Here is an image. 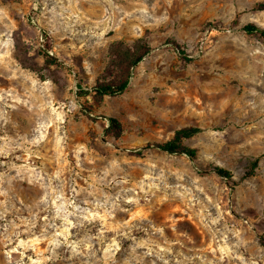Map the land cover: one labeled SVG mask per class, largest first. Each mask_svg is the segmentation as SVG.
<instances>
[{
    "label": "rangeland",
    "instance_id": "rangeland-1",
    "mask_svg": "<svg viewBox=\"0 0 264 264\" xmlns=\"http://www.w3.org/2000/svg\"><path fill=\"white\" fill-rule=\"evenodd\" d=\"M263 3L0 0V264H264ZM189 127L196 159L154 147Z\"/></svg>",
    "mask_w": 264,
    "mask_h": 264
},
{
    "label": "trees",
    "instance_id": "trees-1",
    "mask_svg": "<svg viewBox=\"0 0 264 264\" xmlns=\"http://www.w3.org/2000/svg\"><path fill=\"white\" fill-rule=\"evenodd\" d=\"M259 9L264 11V3L259 4ZM244 32L247 35H258L263 40L264 45V29L256 24H248L244 27ZM181 56L187 58L178 44L173 42ZM151 51L150 46L146 42L139 41L134 46H127L123 43H117L110 47L108 73L117 72V79L111 81H104L98 84L96 88V95L98 97L105 96H118L123 94L130 83L131 70L136 68ZM110 127L108 132L112 133L115 137H120L123 133V125L116 118H110ZM202 132L198 127H189L178 130L173 139L163 143L154 145L155 148L160 149L171 155H186L191 159H196L197 150L187 147L184 141L189 140ZM260 159H255L246 172L245 177H251L255 174L259 166ZM214 171L220 176L225 178L228 182H234V174L227 169L215 167Z\"/></svg>",
    "mask_w": 264,
    "mask_h": 264
}]
</instances>
